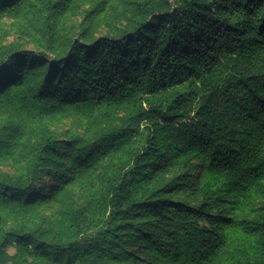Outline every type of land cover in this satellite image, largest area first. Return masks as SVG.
Returning <instances> with one entry per match:
<instances>
[{"label": "trees", "instance_id": "obj_1", "mask_svg": "<svg viewBox=\"0 0 264 264\" xmlns=\"http://www.w3.org/2000/svg\"><path fill=\"white\" fill-rule=\"evenodd\" d=\"M83 4L0 0V264H264V0Z\"/></svg>", "mask_w": 264, "mask_h": 264}, {"label": "rangeland", "instance_id": "obj_2", "mask_svg": "<svg viewBox=\"0 0 264 264\" xmlns=\"http://www.w3.org/2000/svg\"><path fill=\"white\" fill-rule=\"evenodd\" d=\"M128 0H83V6L79 9V12L76 14H69L64 20L63 29L65 32H69L71 36L79 37V33L89 24V19L92 17H87L89 10L95 8L94 13L98 16L96 20V25L91 28L92 38L96 39L101 36H104L108 33V25L117 26L121 24L124 20L125 14L128 10L123 6L124 3ZM108 17V18H107ZM0 31V39L2 43H9L13 41L22 40L26 47L30 49L37 48V43L29 36L23 35L18 31L14 26L12 20H6L2 25ZM52 129H56L57 138L59 140L68 139L69 134L81 135L86 133L87 124L86 119L77 118V116L68 115L59 119V121L50 126ZM53 184L52 180H46L45 184H40L37 187L40 188H50ZM76 197H79L81 194V189L78 188L74 192ZM49 214L52 213V210L47 211ZM17 247L15 245H10L7 247L9 254H15ZM10 264V263H9Z\"/></svg>", "mask_w": 264, "mask_h": 264}]
</instances>
